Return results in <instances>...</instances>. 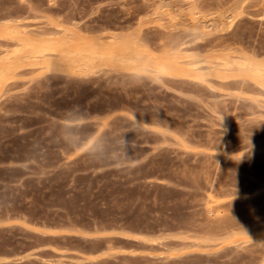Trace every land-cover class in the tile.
Wrapping results in <instances>:
<instances>
[{
  "label": "rangeland",
  "instance_id": "rangeland-1",
  "mask_svg": "<svg viewBox=\"0 0 264 264\" xmlns=\"http://www.w3.org/2000/svg\"><path fill=\"white\" fill-rule=\"evenodd\" d=\"M10 20L141 44L0 78V264H264V0H0Z\"/></svg>",
  "mask_w": 264,
  "mask_h": 264
},
{
  "label": "bare ground",
  "instance_id": "bare-ground-1",
  "mask_svg": "<svg viewBox=\"0 0 264 264\" xmlns=\"http://www.w3.org/2000/svg\"><path fill=\"white\" fill-rule=\"evenodd\" d=\"M0 35L13 41V47L10 42H7L11 49H4L6 53H3L4 55L1 57L0 78L8 73L13 64L20 59L41 60L48 58L52 61V58H55L65 62L66 60L69 62L74 59H87L93 62L92 60L114 56L120 60L123 59V61H131L134 55L128 50L131 47L128 43L131 42L133 47L141 44L138 37L119 40L114 36L108 41L104 40L102 36L90 37V35H83L78 31H70L66 28L34 35L22 30L20 25L12 20L0 26ZM4 50L3 52H5ZM127 54L130 55V59Z\"/></svg>",
  "mask_w": 264,
  "mask_h": 264
}]
</instances>
